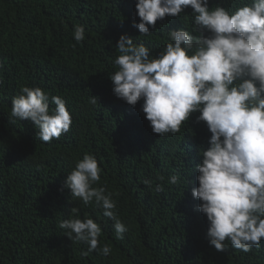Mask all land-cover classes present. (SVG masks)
Listing matches in <instances>:
<instances>
[{"label":"trees","instance_id":"16d2710c","mask_svg":"<svg viewBox=\"0 0 264 264\" xmlns=\"http://www.w3.org/2000/svg\"><path fill=\"white\" fill-rule=\"evenodd\" d=\"M251 0H210L209 7L234 12ZM137 0H0V264H264L261 247L248 253L226 241L217 251L207 239L208 221L195 211L196 166L209 147L210 131L199 113L175 134H155L142 111L118 99L109 76L117 69L121 35L136 38L158 57L168 33L191 31L192 9L166 17L141 36L133 23ZM76 25L85 27L77 43ZM205 35H210L205 33ZM40 87L66 101L73 124L59 140L43 142L34 122L11 116L22 87ZM98 103H89L91 97ZM50 102V111L56 106ZM85 153L103 169L98 185L113 193L119 218L129 227L115 238L113 222L95 203L84 205L66 186L67 175ZM178 175L172 185L169 177ZM153 181L152 189L143 181ZM163 186V192L153 189ZM79 208L102 225L109 256H88L84 242L58 227Z\"/></svg>","mask_w":264,"mask_h":264},{"label":"clouds","instance_id":"9594fccd","mask_svg":"<svg viewBox=\"0 0 264 264\" xmlns=\"http://www.w3.org/2000/svg\"><path fill=\"white\" fill-rule=\"evenodd\" d=\"M210 0H137L133 23L141 36H151L150 27L166 17H180L191 8V31L181 28L168 33L169 41L159 56L144 43L121 35L114 60L116 71L109 76L113 93L142 111L155 134H175L199 113L211 133L209 147L201 150L196 166L199 186L192 197L200 203L195 211L206 215L207 239L217 251L226 241L248 253L264 240V0H251L234 12ZM209 33L210 35H205ZM74 40H85V27L76 25ZM3 66L0 65V68ZM12 100L11 116L34 122L43 142L59 140L73 124L66 101L40 87H22ZM56 107L50 111V101ZM89 103L96 105L98 98ZM103 169L94 155L85 153L67 175L66 186L84 205L95 203L113 222L115 238L124 239L129 227L119 218L117 202L101 181ZM180 177L172 175L176 185ZM143 183L150 189L153 181ZM163 192L156 184L153 189ZM58 225L72 241L86 243L88 256L95 252L109 256L112 248L101 243L102 225L80 209Z\"/></svg>","mask_w":264,"mask_h":264}]
</instances>
